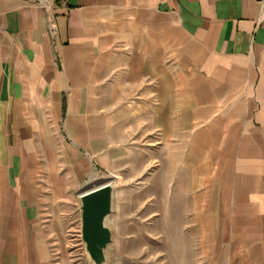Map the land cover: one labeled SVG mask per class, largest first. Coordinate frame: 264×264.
I'll return each mask as SVG.
<instances>
[{
    "label": "crops",
    "instance_id": "1",
    "mask_svg": "<svg viewBox=\"0 0 264 264\" xmlns=\"http://www.w3.org/2000/svg\"><path fill=\"white\" fill-rule=\"evenodd\" d=\"M151 95L227 171L224 264H264V0H0V264H70L76 196Z\"/></svg>",
    "mask_w": 264,
    "mask_h": 264
},
{
    "label": "rangeland",
    "instance_id": "2",
    "mask_svg": "<svg viewBox=\"0 0 264 264\" xmlns=\"http://www.w3.org/2000/svg\"><path fill=\"white\" fill-rule=\"evenodd\" d=\"M158 103L153 95L141 97L139 103L138 97L130 98V111L123 115L128 119L121 159L112 174L102 177L116 185L108 263L224 264L231 210L225 192L227 171L213 169L204 160L206 149L197 130L192 143L182 129L185 106H178L172 123L163 121L158 127ZM71 219L66 232L72 253L67 262L87 264L79 217L75 213Z\"/></svg>",
    "mask_w": 264,
    "mask_h": 264
},
{
    "label": "water",
    "instance_id": "3",
    "mask_svg": "<svg viewBox=\"0 0 264 264\" xmlns=\"http://www.w3.org/2000/svg\"><path fill=\"white\" fill-rule=\"evenodd\" d=\"M115 191V183L107 179L84 187L77 195L75 213L87 264H109L107 251L114 235L109 219L115 210Z\"/></svg>",
    "mask_w": 264,
    "mask_h": 264
}]
</instances>
